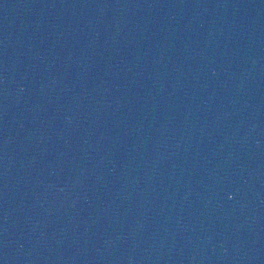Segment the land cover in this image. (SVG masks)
<instances>
[{
	"label": "water",
	"instance_id": "obj_1",
	"mask_svg": "<svg viewBox=\"0 0 264 264\" xmlns=\"http://www.w3.org/2000/svg\"><path fill=\"white\" fill-rule=\"evenodd\" d=\"M0 264H264V0H0Z\"/></svg>",
	"mask_w": 264,
	"mask_h": 264
}]
</instances>
